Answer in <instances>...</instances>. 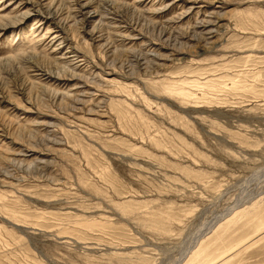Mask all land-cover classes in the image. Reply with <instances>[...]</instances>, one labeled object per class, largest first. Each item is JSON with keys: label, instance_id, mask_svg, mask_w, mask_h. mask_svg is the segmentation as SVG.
<instances>
[{"label": "rangeland", "instance_id": "374dc122", "mask_svg": "<svg viewBox=\"0 0 264 264\" xmlns=\"http://www.w3.org/2000/svg\"><path fill=\"white\" fill-rule=\"evenodd\" d=\"M0 10L27 13L0 32V264H184L200 242L222 253L253 234L264 0ZM227 262L264 264V240Z\"/></svg>", "mask_w": 264, "mask_h": 264}, {"label": "bare ground", "instance_id": "6f19581e", "mask_svg": "<svg viewBox=\"0 0 264 264\" xmlns=\"http://www.w3.org/2000/svg\"><path fill=\"white\" fill-rule=\"evenodd\" d=\"M4 0H0V5H2ZM11 1V0H9ZM57 2V1H56ZM56 2L54 1V3L56 4ZM53 3L50 2L47 4V8L50 9L52 8L51 4ZM115 3V2H114ZM59 4V3H58ZM66 4V3H65ZM77 4V3H76ZM61 5V4H60ZM55 6V5H54ZM58 6V5H57ZM56 6V7H57ZM70 9V8H69ZM68 9V10H69ZM75 9V8H74ZM77 9V8H76ZM2 10V9H1ZM0 10V32L1 30H3V28L8 25L9 23H12V25H15L19 20L23 19V17L27 14L26 12L17 18L12 19L11 17L7 16L5 13H3ZM13 10V9H12ZM72 10H69V12H71ZM75 11V10H74ZM75 13V12H74ZM68 14V12H67ZM67 16V15H66ZM9 21V22H8ZM76 21V20H75ZM39 20L37 21H33L34 27L32 29L36 28L37 23L39 24ZM71 22V21H70ZM38 27V26H37ZM6 28V27H5ZM106 28V27H105ZM31 29V30H32ZM49 27L47 28V30L41 35L40 39H43L46 37V35L49 33L50 30H48ZM62 31V30H61ZM63 36V34H62ZM39 39V40H40ZM57 39L56 33L49 39V43H53V41ZM63 41H65V38H62ZM33 40V39H32ZM38 41V40H37ZM63 41L60 42V45L63 43ZM39 42V41H38ZM68 42V41H67ZM47 46V45H46ZM56 46V45H55ZM69 47V46H68ZM70 47H72L70 45ZM21 49L20 47L17 46V48L14 47V49ZM91 48V47H90ZM31 49V48H30ZM92 49V48H91ZM33 50V48L31 49ZM55 50V49H54ZM68 50V49H67ZM71 50V49H70ZM88 50V49H87ZM86 50V51H87ZM85 51V50H84ZM85 51V52H86ZM88 52V51H87ZM80 54V53H79ZM93 54V53H92ZM75 55V54H74ZM86 55V53L84 54ZM17 56H19V54H17ZM79 57H82L79 59ZM94 57V56H93ZM78 60H84L85 63H88V60H86L85 57H83L82 55H77ZM89 58V57H88ZM45 59H50V61H52L53 63L58 65H61L63 63V61L58 58V57H52L50 58L49 56ZM90 59V58H89ZM91 61V60H90ZM71 62V61H70ZM64 64V63H63ZM62 64V65H63ZM62 67H65L64 65ZM67 69V68H66ZM63 69H61L62 71ZM62 73V72H61ZM166 91H168L169 94L171 95H178L180 97H186V96H190L191 93H186V91L180 89V90H176L175 87H167L165 88ZM20 127V126H19ZM22 127V126H21ZM15 226L20 227V228H26L29 229L30 226H26V225H20L18 223H15ZM248 231H251L253 234L247 238H241L239 239L237 242H235V246L232 247V245H230L228 248H226L227 250L220 253L218 250L217 244H212V247H214V249H207V248H203V244H205V242H200L199 247L197 249H195V251H193L190 255H188V258L186 259L184 264H228L227 259L234 255V254H238L241 252H244L245 250H247V248L250 245H254L257 244L259 241L264 240V210L261 212V214L259 213V216L257 218V221H255L253 224H251L249 227H247ZM220 237V236H219ZM219 237L217 236L216 239H219ZM215 238V237H214ZM209 239V238H208ZM224 242H226V239H224ZM224 244V243H223Z\"/></svg>", "mask_w": 264, "mask_h": 264}]
</instances>
